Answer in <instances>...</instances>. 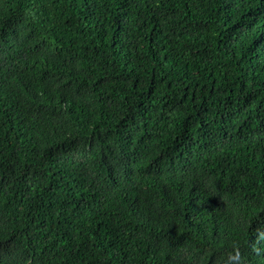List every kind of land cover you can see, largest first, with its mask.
Instances as JSON below:
<instances>
[{
	"label": "trees",
	"instance_id": "trees-1",
	"mask_svg": "<svg viewBox=\"0 0 264 264\" xmlns=\"http://www.w3.org/2000/svg\"><path fill=\"white\" fill-rule=\"evenodd\" d=\"M0 264H264V0H0Z\"/></svg>",
	"mask_w": 264,
	"mask_h": 264
}]
</instances>
